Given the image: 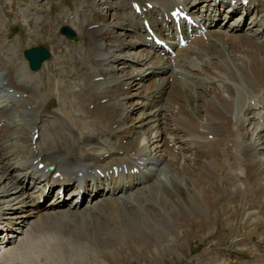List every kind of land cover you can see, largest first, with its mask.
<instances>
[{
	"label": "bare ground",
	"instance_id": "obj_1",
	"mask_svg": "<svg viewBox=\"0 0 264 264\" xmlns=\"http://www.w3.org/2000/svg\"><path fill=\"white\" fill-rule=\"evenodd\" d=\"M83 1L77 0L73 11L82 16L68 15L66 22L85 38L80 43L84 55L72 82L82 93V100L75 102L85 103L83 115L75 112L72 116L60 109L61 106L51 107L57 102L56 98L59 100L57 94L66 74L63 69L58 74L53 70L59 56L43 63L47 66L46 78L39 84L40 94L34 97L36 80L32 79L33 73L26 70L24 61L18 60L14 49L23 34L8 41L3 32L7 28L6 17L10 15L0 11V66L6 69L0 94L12 86L19 92L20 104L26 109L29 106L31 115L21 121L7 103L0 101V130H4L3 124L7 123L5 134L18 141L17 131L22 123L29 128L30 138L38 131L30 150L22 154H18L24 151L19 146L13 154L4 151L8 145L6 135L0 131V157L6 153L9 159L2 163L0 158V264H15L18 258L28 257L33 250H42L44 243L48 247H64L67 242L101 244L117 252L127 244H136L140 250H147L151 261L160 264L183 233L189 238L199 230L208 231L217 223L219 205L230 219L234 205L230 201L243 196L244 227L264 215V41L258 38L260 27L245 32L242 27L247 16L241 15L238 22L229 24L230 30L221 29L224 33L217 36L210 30L208 40L203 37L193 40L196 47L189 44L177 48L173 57L175 64L171 63V56L164 58L149 50L145 55L125 53L114 57L102 50L110 47L105 40L111 35H105L117 28L124 29L117 19L106 20V12L117 7L111 0ZM177 1L160 0L165 7ZM201 1L186 3L192 10L203 13L205 4L198 5ZM46 3L47 10L39 5L25 9L34 17L33 26H29L32 30L29 29L27 35L35 39L48 35L54 40L56 33L50 26L58 25L60 18L53 16L55 2H39ZM253 3L258 12L264 11V0H250L247 5L236 0L233 10L239 11ZM211 10L217 15V10L221 14L222 9L214 5ZM40 17L46 19L36 26ZM55 20L58 23H54ZM251 22L262 25L258 16ZM91 23L94 25L90 26ZM128 31L138 35L133 43H138L139 39L146 42L147 33L135 22L129 21ZM131 43V40L126 42L129 52ZM115 62L123 64L122 72H116ZM145 64L150 69L141 75L129 68ZM14 71L24 74L23 79L28 84L17 81ZM189 74L201 77L191 83ZM100 75L103 80L96 81L94 77ZM168 75H173L174 79L169 81ZM155 76L160 82L153 80ZM135 78L153 91L146 93L143 86L138 91H123L122 84L130 86ZM145 78L151 79L145 83ZM104 82L107 84L100 87ZM103 93L116 97L138 95L135 101L141 102L148 113L145 117L134 115L132 112L137 107L132 104L135 101L131 102V109L120 101L110 105L97 103L96 97ZM89 103H93L91 108ZM118 118L121 124L116 123ZM43 123H50L48 130L44 128L46 133ZM251 124L258 130L255 140L247 134ZM211 132L214 135L209 138ZM153 147L156 148L153 150ZM39 161L44 162L41 168L37 167ZM48 164L55 165L53 170H45ZM134 165L141 167L138 172L130 171ZM114 167H127V171L115 177L112 170L110 172ZM47 183H50L49 189L57 183L55 196L46 202L39 201ZM62 184L67 194L61 198L58 192ZM28 195L35 197L33 201L24 198ZM84 195L91 196V201L96 199L83 205ZM224 198L230 200L218 204ZM129 249L130 252L136 250Z\"/></svg>",
	"mask_w": 264,
	"mask_h": 264
},
{
	"label": "rangeland",
	"instance_id": "obj_2",
	"mask_svg": "<svg viewBox=\"0 0 264 264\" xmlns=\"http://www.w3.org/2000/svg\"><path fill=\"white\" fill-rule=\"evenodd\" d=\"M47 1H49V0H28V2H27V0H17V2L15 0H0V11L1 12L6 11L8 13V15H10V16L6 17L7 18V28L3 32V35L5 37H7L8 41H12L15 38H17L18 34H23V38L21 39L20 44L18 46L14 45V49L16 50L15 54H16V52L18 53V55H17L18 60L24 61L26 70H27L26 61L23 59V54H22V49L24 47H28L30 45H34V44H38V43H43L50 50H52L51 56L53 55L52 56L53 59H50L51 61L54 60L56 56H58V55H56L55 49L53 50L51 48V46H53L55 48L60 46V42L52 45L55 38H54V40H51V38H53V37L50 38L48 35H46V37L44 36L43 38L35 39L33 37V35H27V33L29 32V29H30L29 26H33L34 17L32 15H29L26 12L27 10H25V9H28L29 6H33V5H34L33 8H38L36 5H39V7H42V6L49 7L48 3H46L45 5L37 3V2H47ZM53 1L56 4V9L53 11V13H54L53 16L55 18L59 17L60 20H59V23L55 20L54 23H58V25L53 24L52 26H50V28H52L54 30V32L57 34V35L55 34V37H60L62 39V42H61L62 47H61V52H60L61 61H60V63L57 64V67L60 68L61 64L65 65L68 63L69 59L72 57L73 54H77L78 55L77 58L79 59L80 51L78 50V52H73V50H71V44L73 43V45L75 46L76 43L78 42V40L80 39V36H79V34H77L76 39H70V38H67L65 35H63L59 32V26L61 24H63V22H65V23L67 22L69 10H70V12H73L74 8L76 7V4H75L72 7V9H70L71 7L67 8V6L65 4L66 3L67 4L75 3L76 0H53ZM78 1L82 2L83 0H78ZM82 3L85 4L84 1ZM21 4H23V5H21ZM10 5H12V7H10ZM103 7L105 8L104 4H103ZM23 9H24V11H23ZM31 9L32 8H30L28 10H31ZM42 10H43V8H42ZM64 12L67 14H64ZM48 16H51L50 13L48 14ZM92 16H94V13H92ZM45 19H46V17L44 19H42V17H40V21L36 26L41 25L43 23L42 20H45ZM3 29H5V28H3ZM30 30H32V29H30ZM84 39L85 38L82 37L80 39V43ZM15 56H14V62H15ZM8 65H10V64H8ZM136 66L138 67V65H136ZM42 67H43V70L45 69L44 71L46 72L47 66L43 65ZM54 67H55V65H54ZM55 69H56V71H54V72L56 74L61 72V70L58 71L56 67L53 68V70H55ZM125 70H126V68H125ZM122 71H120V72H122ZM45 72H44V77H41L42 73H40V72H34V71L30 72V74L36 73V74H34V75H36L35 77L33 74H31L32 79H34V81L36 80V82L33 84V88L36 89V87H37V90L34 89V91H33V92H37L36 93L37 96H35V94H34V97H36V98L40 94L39 89H38L39 84H40V82H42L46 78ZM14 75L16 76V73ZM37 76H39V77H37ZM25 81H27V80H25ZM96 81H100V80H96ZM25 84L27 85L28 83H25ZM123 91H128V90H123ZM77 93H78V91H77ZM2 94L3 93H1L0 96ZM58 94H57V97H59V100H58V98H56L57 102L53 103L51 105V107L58 109V107L61 106L63 108H60V109H64L65 112L69 113L70 115L73 114L72 116H74V113L76 111L75 110L71 111L68 108H66L64 105L65 91L63 90V88L61 89V91L58 92ZM62 94H63V96H62ZM14 95L16 96L15 93H14ZM5 97L11 98L10 96H7V95H4L2 98H5ZM26 98H27V96H26ZM83 98H85V97H83ZM136 98H138V95H136V97H134L133 101H135ZM3 100H0V101L3 102ZM79 100H82V97L76 101H79ZM7 101H8V104L11 105V109H14V110L17 109L24 115V112L21 111L20 100H18V99L16 100V98L15 99L11 98V99H8ZM3 103H6V102H3ZM59 103H62V105ZM79 103L80 102H75V105H79ZM162 103L164 104V102H162ZM70 104H71V102H70ZM18 105H20V106H18ZM129 108L131 109V107H129ZM186 114L187 113H184L183 116L189 122V117L188 116L186 117ZM119 119L120 118H118L116 120V123L121 124L122 120L121 119L119 120ZM151 123H153V122L151 121ZM6 124L7 123L3 124V125H5L4 126L5 128H3L4 130H0V131L4 134V136L6 135L5 136V143H6V145H8L7 147L10 148L11 146L15 147L17 145L14 149V151H17L16 148L18 149V146L22 147V145H19L20 142L17 139L10 138V135L5 134V132L7 131V128H8V127L6 128V126H7ZM49 124H47V123L42 124L44 133L47 132L46 130H48ZM44 128H46V130ZM28 131H30L29 128H28ZM19 134L21 135L20 136L21 140L26 141L29 144V135H28L27 130L25 128H20ZM211 136H212V134H210V137ZM250 137L252 138L253 136H250ZM30 140H31V138H30ZM29 147H31V145L27 146L26 150H24L23 153H27V151L30 150ZM155 148L156 147H153V150ZM11 150H12V148H11ZM11 153L13 154V150L11 151ZM156 155H157V152H156ZM11 164H12V162H11ZM227 200L229 201L230 199L224 198L221 200V202H218V204L224 203V201L227 202ZM88 202H89V200L86 199V201L84 202V205H85V203H88ZM230 203L234 204L231 206L232 214L230 215V219L228 218L227 213L222 211L223 208H220L221 205H219L218 206L219 209L217 210V212L219 214L220 219L217 221V223L212 225V227L208 231H200L199 230L195 234L197 237L195 235H191L189 238H187V235L185 233H183L180 236L181 240H179V243L176 245H173V251L166 253L165 254L166 256L164 257V259L160 260L161 261L160 264H264V215H261L258 219L253 220V222L251 223L252 225L250 224L249 226L244 227L243 222L245 221V209H244L245 198L243 196H239L237 199H234L232 202L230 201ZM243 203H244V205H243ZM242 207L244 210H242ZM246 207H247V205H246ZM256 224H259V226H256ZM258 228H259V230H258ZM261 229H263V230H261ZM166 230L169 231L170 228L167 227ZM46 246H47V244L44 243L42 250L41 249L38 251L35 250V252L33 250V252H31L28 257H26V255H24L27 258V260L25 257H23L21 261L20 260L15 261L16 262L15 264H97L98 262L100 264H155L147 256V250L146 249L140 250L138 248V246H136V244H134V245L133 244H131V245L127 244V245H125V249H122L119 252L114 251V250L109 249V248H106V247L102 246L101 244H100V246L99 245L94 246V245H91V243H84V242H77V244H68V242H67V244H65L64 247L63 246L62 247L61 246H57V247L56 246L55 247L54 246H51V247L47 246L48 249L46 248ZM52 247H54V248H52ZM132 247L136 248V250L131 251L132 252L131 253L130 252L131 249H129V248H132ZM57 248H60V249H57ZM174 248H175V250H174ZM55 250H59V251H57L59 253L61 250L62 251L60 254H58ZM115 252H116V254H115ZM33 253H34V255H33ZM93 258H94V261H93ZM90 261H93L95 263H93V262L89 263ZM11 264H13V263H11Z\"/></svg>",
	"mask_w": 264,
	"mask_h": 264
},
{
	"label": "water",
	"instance_id": "obj_3",
	"mask_svg": "<svg viewBox=\"0 0 264 264\" xmlns=\"http://www.w3.org/2000/svg\"><path fill=\"white\" fill-rule=\"evenodd\" d=\"M68 28L69 27L64 26L62 29L63 30L67 29V31H69L71 33V31ZM48 54H49L48 50L42 45L33 46V47L25 50V55L29 59L30 66L32 68L38 67L40 65L42 59L47 57Z\"/></svg>",
	"mask_w": 264,
	"mask_h": 264
}]
</instances>
